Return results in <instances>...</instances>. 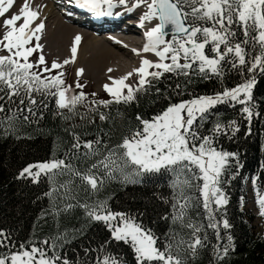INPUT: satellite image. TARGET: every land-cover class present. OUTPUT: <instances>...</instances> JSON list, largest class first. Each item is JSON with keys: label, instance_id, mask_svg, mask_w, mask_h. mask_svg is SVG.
I'll return each mask as SVG.
<instances>
[{"label": "snow or ice", "instance_id": "1", "mask_svg": "<svg viewBox=\"0 0 264 264\" xmlns=\"http://www.w3.org/2000/svg\"><path fill=\"white\" fill-rule=\"evenodd\" d=\"M74 3L96 15H111V9L117 6L127 8V0H116L115 3L114 0H74ZM13 4L14 0H0V17H5ZM141 7L146 10L140 17L139 27L156 21L144 32L147 42L143 52L153 53L157 60H141L140 67L134 69L140 77L136 86L127 83L132 72L118 79L110 76L112 83L105 84L104 90L113 99L91 101L90 111L98 112L99 106L107 107L113 102L129 104L137 101L141 92L146 94L153 87V81H159L165 74L177 78L172 86L177 95L183 94V89L193 83L194 78L197 81L215 79L221 89L213 94L194 95L192 99L170 103L150 119L137 114L138 124L122 132L116 143H111V132L84 142L73 133V143L66 153L67 161L53 159L29 165L21 171L20 177L27 175L35 181L42 173H47L54 183L59 176L68 177L48 193L52 195L63 189L61 195L66 202L63 207L54 206V215L58 217L82 208L90 223L102 222L110 232V239L96 249H84L85 257L92 252L99 253L92 257L91 264H126L119 255L108 252L113 241L123 242L131 248L135 264H192L199 250L206 246L208 237L201 235L203 228L194 221L191 213L201 215L202 208L206 214V227L214 231L217 240L221 239V221L217 220L216 213L228 204L223 177L233 159L238 163V153L216 146L220 136L233 138L240 131L236 119L227 123L217 120L207 129L208 134L201 129L205 128L211 112L221 105L234 109L239 105L238 114L249 125L254 117L264 116L256 111L254 96L257 76L264 77V0H134L128 10ZM38 18V12L30 10L28 0H25L18 14L3 20L5 31L0 36V51L7 54L0 55V116L3 117L0 124L8 128L21 120L30 121L38 112L43 118L40 109L48 108L49 98L55 99L58 109L69 112L87 103V94L82 91L85 86L79 79L76 88L81 91L69 94L71 85L65 83L63 71L44 75L74 63L82 37L75 36L69 59L62 63L53 61L49 67L39 42L45 24H35ZM21 20L23 22L18 24ZM36 53H39L38 59L32 62L30 57ZM233 72L243 80L233 87L223 86ZM83 73V68L78 69L77 78ZM180 77L184 78L183 84ZM156 91L159 93L160 89L156 88ZM98 114L101 121L109 118L103 112ZM90 122L94 123V120ZM248 134H251L250 127ZM72 160L85 162L88 166L82 170ZM157 175H167L172 189V213L161 218L170 219L173 227L165 233L163 243L136 216L114 212L106 201L80 202L79 191L87 193L90 187L98 192L107 180L119 178L121 183L136 185ZM193 189L199 193L195 200L191 194ZM257 203L259 214L264 217V196H258ZM222 227H231L228 219L222 220ZM185 229L190 231L185 234ZM56 239L61 241V248L64 243L71 242L67 234ZM231 240L229 235L228 241ZM219 247L223 249L222 254L217 246H213V250L216 258L222 260L231 245ZM56 249L55 240L51 243L48 239L15 243L9 233L0 230V264H73ZM79 264L90 262L84 259Z\"/></svg>", "mask_w": 264, "mask_h": 264}, {"label": "trees", "instance_id": "2", "mask_svg": "<svg viewBox=\"0 0 264 264\" xmlns=\"http://www.w3.org/2000/svg\"><path fill=\"white\" fill-rule=\"evenodd\" d=\"M179 79L183 84L184 78ZM176 80L175 76L165 74L159 81H153V87L146 94L141 92L137 101L129 104L113 102L107 107L99 106L98 112L109 117L106 121L100 120L98 112L82 116L76 115V110L69 112L67 109H58L55 99L49 98L48 108L40 109L43 118L38 112L30 121L21 120L12 128L0 124V230L9 233L15 243H27L30 240L39 242L45 239L51 243L55 240L56 250L66 255L73 264H79L84 259L91 264L92 257L99 253L92 252L85 257L84 249H96L110 239V232L102 222L90 223L82 208H75L58 217L54 215V206L63 207L66 202L61 195L63 189L52 195L48 193H52L53 187L65 182L68 177L59 176L54 183L47 173H42L35 181L27 175L21 178L20 173L29 165L53 159L67 161L66 153L73 143V133L84 142L111 132V143H116L122 132L138 124L135 119L137 114L150 119L170 103L189 100L194 95L213 94L221 89L219 81L215 79L197 81L194 78V82L183 89V94L177 95L172 87ZM242 80L243 77L233 72L223 86L233 87ZM257 81L254 87L256 111L264 113V77L258 75ZM156 88L160 89L159 93ZM239 108V105L235 109L227 105L218 106L209 115L205 128L201 129L208 134L207 129L217 120L227 123L236 119L240 131L233 138L220 136L216 146L238 153V163L237 159H233L223 177L222 186L228 204L223 206L221 212L216 213L217 220L221 221V239L217 240L214 231L206 227V214H203L202 208L201 215L191 213L194 221L199 222L203 228L201 235L208 237L206 246L199 250L192 264H264V234L254 231L252 216L242 205L248 185H251L254 194L264 196V116L254 117L249 125L238 114ZM72 115L74 120L71 119ZM0 119L3 117L0 116ZM93 120L94 123L90 122ZM249 127L251 134H248ZM72 163L82 170L88 166L78 160H72ZM191 194L194 200L199 197L195 189ZM79 198L80 202L86 200L90 204L97 200L106 201L112 211L136 216L146 228H150L160 237L161 243L164 242L165 233L173 227L170 219L161 218L172 213V189L169 187L167 175L152 176L146 178L144 183L136 185L121 183L119 178L107 180L98 192L92 191L90 187L87 193L79 191ZM225 218L231 225L229 229L222 227V220ZM189 231L185 229L184 233ZM64 234H67L71 242L64 243L61 248V241L56 238ZM229 235L232 237L231 242L228 241ZM229 244L231 247L228 255L218 260L213 246H217L222 254L223 249L219 246ZM108 252L119 255L126 264H135L131 248L123 242L113 241Z\"/></svg>", "mask_w": 264, "mask_h": 264}, {"label": "bare ground", "instance_id": "3", "mask_svg": "<svg viewBox=\"0 0 264 264\" xmlns=\"http://www.w3.org/2000/svg\"><path fill=\"white\" fill-rule=\"evenodd\" d=\"M68 2L72 4L73 0H68ZM24 3L25 0H14L10 11L5 14V17H0V35L5 31L2 26L3 20L10 18L13 14H18ZM63 3V0H28L30 10L38 12L39 18L35 24L40 22L45 24V29L40 33L39 42L43 45V54L45 53L49 59H56L59 62L69 59L75 36H81L77 58L74 63L69 64L83 68L85 75L92 77L98 84L111 81L110 76L117 78V76L122 77L130 72L133 75L127 82L133 78L137 79L138 75L134 73L133 68L140 67L143 58L157 60L153 53L143 52V47L147 42L144 32L154 26L156 21L146 22L144 28L139 27L140 17L146 9L141 7L129 11L134 0H127V8L117 6L111 9L112 18L118 17L117 20H106L100 23L89 22L85 18L72 15L73 13L64 14L66 9L61 8L65 5ZM104 8L107 9V5H104ZM106 16L101 15L100 17L105 19ZM123 20L125 25L121 23ZM22 22L21 20L18 24ZM107 28H112V31H107ZM95 29L98 32H95ZM133 50L139 52V55ZM132 61H134L133 68ZM108 69L112 71L109 72Z\"/></svg>", "mask_w": 264, "mask_h": 264}, {"label": "rangeland", "instance_id": "4", "mask_svg": "<svg viewBox=\"0 0 264 264\" xmlns=\"http://www.w3.org/2000/svg\"><path fill=\"white\" fill-rule=\"evenodd\" d=\"M131 1V0H129ZM3 34H1L0 36H2ZM96 35H100L97 34ZM102 37V35H101ZM7 54L4 51H0V55H5ZM38 55L39 54H34L32 57H30V60L32 62H35L38 59ZM44 56L46 58V61L48 63V66H51V63L53 61H58V60H51L48 58V56L44 53ZM59 62V61H58ZM63 62V61H62ZM61 62V63H62ZM134 61H132V68L134 67ZM80 69V67L78 68L77 66H72L70 64L65 65L62 69H58V70H53V72L51 73H44V75H55L60 71H63L65 73L64 76V80L65 83L67 85H71V92L69 94L72 93H79L81 91V89H77L76 88V82L77 79H79V82L81 84H83L85 87L82 89V91H84L87 94V103L83 104V105H78L76 108V115L78 114H82V116L85 115H91L94 112L90 111V108L93 107L91 105V101L94 100H112L113 97H111L105 90H104V85L105 84H111V81H103L102 84H98L94 81V79L91 77H88L87 75H85V73H83L82 76H80L79 78H77L76 76V71ZM136 69V66L133 68V70ZM154 70V69H150L149 71ZM120 76H117V78H119ZM140 77L138 76L137 79H131L129 82V84L136 86L137 81ZM126 91V90H125ZM95 93V95L93 96L92 94ZM72 120H74V115H72L71 117ZM42 163V162H41ZM33 171H37V169H33ZM248 185V184H247ZM249 186H247L246 188V193L244 195L243 198V209H245V211L252 216V221H253V225H254V231L259 233V234H264V217H262L259 213H260V208L259 205L257 203V199L259 195H254V193L251 192V190L249 189Z\"/></svg>", "mask_w": 264, "mask_h": 264}]
</instances>
